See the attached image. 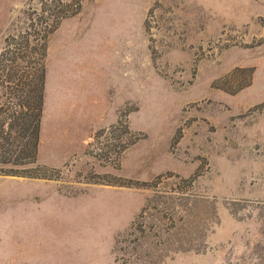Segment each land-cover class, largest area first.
<instances>
[{"label": "rangeland", "instance_id": "obj_1", "mask_svg": "<svg viewBox=\"0 0 264 264\" xmlns=\"http://www.w3.org/2000/svg\"><path fill=\"white\" fill-rule=\"evenodd\" d=\"M0 264H264V0H0Z\"/></svg>", "mask_w": 264, "mask_h": 264}, {"label": "trees", "instance_id": "obj_2", "mask_svg": "<svg viewBox=\"0 0 264 264\" xmlns=\"http://www.w3.org/2000/svg\"><path fill=\"white\" fill-rule=\"evenodd\" d=\"M35 104H36L35 113L33 114V117L31 119L32 138H33L34 148L37 144L39 129H40V120H41L42 105H43L42 90H40V92L36 94Z\"/></svg>", "mask_w": 264, "mask_h": 264}]
</instances>
